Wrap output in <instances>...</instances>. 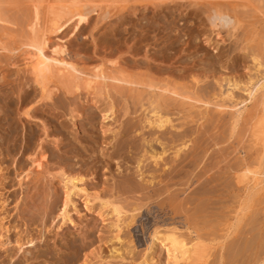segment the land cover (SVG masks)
I'll list each match as a JSON object with an SVG mask.
<instances>
[{"label":"rangeland","instance_id":"1","mask_svg":"<svg viewBox=\"0 0 264 264\" xmlns=\"http://www.w3.org/2000/svg\"><path fill=\"white\" fill-rule=\"evenodd\" d=\"M87 1L88 2H86V6L96 5L95 9L89 12L88 20L84 24H82L74 34L69 32L70 27H67L65 29L66 33L69 32L65 36L66 37L65 44H66L67 51L70 55L74 57L76 56V61L78 65H81L84 67L86 66V68H91V66L93 67V65L100 62L101 56H104L105 59L110 58L112 60L117 61L115 64L111 62H109L108 64V61H107L105 64L108 67L116 66L124 70L126 69L125 70L126 73L142 72V73H145L146 76H149V77L152 76V78L156 77L154 79L164 78L163 80H166L168 82L169 80L170 81L172 80V81H176L179 83H182V82L185 83L187 81L188 82L192 81V75L195 76L197 73L201 71L202 68H205L206 77H202L201 75H199V78L202 77L203 81H200L198 83L199 84H202L204 82L208 83L213 88L214 92H217V89L219 88V86H217V83L214 79L215 77L228 76L234 80L243 82L247 79L248 76L253 78V77H256V75L261 73V71H258L257 73H255L253 68L248 70L247 66L249 65L248 66L249 68L252 66L251 58L249 56V53H252V50H255V51L258 50V52L256 53L259 55L260 58H264L263 56L264 0H209V1L208 0H137V2L136 0H121L122 2L119 1L118 3L126 4V8H129V9L127 10L124 9L120 15H119L120 12L119 13L116 12L117 9L115 8L116 7L115 4H117L118 6L117 2L111 3V2H108L107 0H106L107 2L104 0H87ZM50 2H54V1L50 0ZM222 2H227L231 6H234L236 10L240 13V15H244V18L242 17L243 19L242 27H244L242 28V30L244 32L240 30L241 28L239 29V31H237L238 33L236 32V35L238 34V37L239 35H241V37H244L243 38L244 40L242 42L239 41V39L237 38L238 41L236 43L235 41L236 39H234L233 36L227 37L228 36L226 35L227 29H224V28L219 29V28L213 27L209 23L206 9L210 6V4L222 3ZM33 3L38 5V13H39L38 22L42 24V22L46 20L47 16L49 15V13L47 12L48 8L46 6L47 2L45 0H0V16L1 18H5L6 20H8V22L10 21L11 23V24L4 23L5 26H0V45H5V47H7L8 49L13 48V50L10 49L12 53L10 51L8 53L7 50L0 51V57H1L0 58V73H1L0 74V167L1 166L3 167V168L1 167L0 169V184H1L0 185V218L2 217L0 221L3 223L4 226L5 224L10 226V229H12V226H17L13 230H9V232H7V234H9L10 236L8 237L12 240V242H13L12 238H14L15 236L13 233L20 232L22 235L30 233L33 236L32 243L34 244V247L33 245L29 246L27 248L28 253H30L31 255L38 253V252L46 253L42 255H37L36 259H33V260L29 258L28 261H31V264H81V261L85 254H87V257L89 259L91 258L90 262H95L94 264H131V263L137 264L140 260H142L143 257H147V255L150 256L149 251L145 250L147 252L146 253L144 249L147 247V244L149 243L148 241L150 239L149 232L155 226L153 222H155L157 219L159 220L157 224H160V226H162V223L166 217H167L166 219L170 221L168 217L169 213H166L168 212L167 208H166V211H165V208L164 210L160 209L156 203L158 200H160L159 199L160 197L162 198L163 196L162 193L160 194L162 196L160 195L158 196L153 195L151 197L148 196L152 192L151 188L154 189L158 187V185L163 186L165 185V183L162 181L160 182V184L158 183L157 185L155 184L152 185L151 188L148 187V190H146L147 188L142 189L139 184L140 175L136 171L137 170L136 169L137 159H143L142 164L139 167H141L142 171H144L145 174H147L148 176L150 174L149 172L152 171L151 168L153 166L149 158L144 159L145 158L144 156L148 154L145 152V149H148V147L145 145L146 142L143 140H148L152 138V135L155 132L153 133L149 132V130L153 131L154 129L152 128L150 129V126H148L147 124H146L147 126L144 125V127L140 126V124L143 125V123H146L143 121L144 119L142 120V117H143V116L141 117L142 112L144 114L146 112L147 115L148 113H147V110H145V106L147 104L143 105L144 111L142 109V105L138 106L140 105L139 103L145 102L143 95H146V91L140 92V90L138 89L139 91L137 94V92H135L136 90H134L135 94L132 95L133 99L136 100V103L134 101V104L132 103L133 99L131 97V94H133V91L126 90V89L122 91L123 93L122 95L129 96L128 97L129 99L127 97L126 99H124L123 96H121L120 94H116L115 97L116 96L117 97H116V100L114 99L115 100L114 105H115V102L117 101L116 102V104L118 105L117 107L122 106L121 108L123 109L117 108L118 109L117 111L121 109L120 112L122 115L120 116L119 112H116V105H115L114 107L115 114L116 113L117 114L114 116L118 115L117 117L119 118L114 117V118H117L116 121L114 122H113L112 117H108V119L102 118V115H101L102 113L99 112V108L102 106L101 101H99L95 106H93L92 103L89 101L90 95L87 96L86 92H84L85 89H82V91H80L81 94L79 93L78 97L77 98L75 97L76 99L74 98L73 95L64 96L61 94V90L60 92L59 90H56V92H58L59 95H55L57 93L55 94L51 93L53 94V96L51 95V99L43 100L44 103H42V100H39V102L35 101L36 99L39 98L38 97L39 93H37L38 92L37 85L36 84L34 85V83H32L33 81L30 82L32 77L30 79V73L26 69L24 64L22 63V59L20 58V55L18 54L20 52V49L17 48V47L21 48V44L24 41L28 40L30 36L31 30L29 29L28 24H29V21H31L30 19L32 17V4ZM104 5H108V8L106 9L110 8L111 11L109 13H106V16H108L107 18L100 20L101 22H99L98 20H95L98 17L97 16L98 15L97 13L99 12L98 6H104ZM113 9H115L116 11ZM27 16L28 17L30 16V17L28 18ZM217 29L219 33L218 31H216ZM240 32H242L243 35ZM58 35H61V33ZM50 40L55 41L56 37L51 34ZM243 45H244V49H241L240 47ZM256 45L257 46L259 45L260 50H259V47H257ZM261 48H262V51H261ZM158 55L160 56V58ZM9 56H12V57H9ZM160 69H163V70H160ZM22 83L24 85V88L29 90V96L30 95L32 97L35 96L34 98H32V105L34 103L33 107L36 106L37 110L35 114L36 116H34L33 118H26L25 115L21 113L22 112L21 110L23 109L22 105L24 103L20 99L21 94L20 95L18 94L22 93L24 89L22 88L23 86H21ZM225 84L226 83L224 81L221 82V86H222L221 89H224L227 87V84L226 85ZM19 86H21L22 89ZM228 86L230 88V85ZM126 91L128 94L130 93V95H127V93H124ZM10 92H13L14 94ZM139 92L141 93L142 96L139 94ZM233 93L236 96H238V98L244 96V91L241 88L233 89ZM60 94L63 98L60 96ZM135 96L138 97V100ZM53 97L54 98L56 97L55 98L56 102H54L55 99ZM115 97L113 96V98ZM120 97L122 99V103H121V99H118ZM144 97L145 99H147L148 96H144ZM29 98L30 97H28V100ZM130 98L132 102L130 101ZM139 98L140 99L143 98V99L140 100ZM215 99H218V98L216 97ZM57 100H59L60 102ZM71 101L73 102V104ZM137 101L139 103H137ZM140 101H143V102H140ZM258 102L259 101L257 100L253 101V104L250 103L247 106L246 113H244L245 116L243 114V117L241 118V120H239V122L236 125L237 127L235 126L236 128L234 127L233 129H230L231 120L230 122L228 121L229 118H228V113L225 112L226 110H222L220 113H216L217 115L214 113L215 111H213L214 115L211 118H209L211 116L210 113H212V110H211V112L208 113L209 116H205L206 118L205 117L198 118L195 123L193 122L187 123L186 127L190 125L188 128L189 130L192 128V126H193V129L194 128L201 129V130L195 129L196 131L193 129L191 130L194 131L193 133L194 135L196 134V132L200 131L204 135L202 138V143H203L202 145L207 146L208 145L207 143L209 142L210 147L208 146L206 153L204 152L203 153L204 155L201 158H199L201 155L200 154L201 152L198 150L200 148L197 149L198 152L196 154L197 155L196 158H199V159H197L198 164L194 167L195 169L190 168V167H193V160L190 159V162H189L187 159V161L185 160L184 162H182L183 163L182 168H179L178 165L176 166L182 176L179 175L180 174L179 172H178L179 174L174 172V173H171L172 175L169 174L170 177L172 176L171 178L168 175L164 178L165 182L171 183L170 185L166 184L167 187L169 186L171 187L168 188L169 189L168 193L164 191L163 194L165 192L169 194L172 190H174L173 193L174 192L178 193V196H177L178 198L176 200H179L182 197H184V194H186L185 196L188 195L190 197V196H193V194L190 193L193 190L192 188H196L195 186L196 181L193 179H195V174L197 173V171L198 172L200 171L199 168H201L202 170V166H204V164H206L207 161L208 163L206 164V166L211 164L212 162H215L213 158H215L217 162L219 161L218 164H216L217 166L215 165V167L210 169L211 171L209 170L208 173L213 176V180L207 185V189H211L214 191L212 192L214 193V195L212 194L210 195V197L213 200L209 198L210 199L209 201H215L210 204L211 206L209 205L210 206L209 209L210 208L211 209L210 210L208 209V210L211 213L212 212L213 213L215 212V214L216 212L218 213V215L216 214L217 216H213V215L210 216V217H213L214 220H212L213 225L210 226L209 230L217 235H219L224 229V227L222 226L224 224L223 222H226L228 220V218L226 219L225 217L235 216L236 214L235 211H237V208L239 206L237 203H241L239 201L241 197L245 196V193H246V188L244 186L247 183L246 182H240L241 184L237 183L233 177L234 174H232L233 170H235L238 167V165H240V163L242 162H245V163L248 162L247 164H250V165L252 164L253 165L255 164L256 166L259 165L260 166L259 169L262 171L264 170V154H263L264 147L261 142L263 140L260 138V135L256 134V129L259 126L258 124L257 126L255 125L257 123L255 122L257 116L252 115L256 111H258L255 108V107H257V109L259 108ZM124 103L126 104V107L124 106ZM129 104H131L132 106ZM133 105H135L134 107L136 109L132 108ZM75 106L76 108H74ZM90 108L94 109L95 111L91 110ZM72 109L74 110L78 109L79 111L77 110L78 112H76V110L73 111ZM70 110L72 112H70ZM87 111H93L92 118L90 119L86 118L88 117L87 114L85 115ZM83 112H84V115H83ZM146 114L145 116H147ZM257 114L258 113L256 112V115ZM127 120H129L130 122L134 121L136 123L140 121L139 122L140 129L139 127H137L136 131L130 132V134L128 133L129 136H127L128 134L124 136L122 135L121 131L124 125H125L124 127L127 126L126 124ZM252 121L255 123H253ZM197 122H199V124ZM202 124H205V125H202ZM244 126L247 128H244ZM202 129H204L205 131ZM219 129H221L220 132H219ZM228 130L231 134L228 133ZM232 130L234 133L232 132ZM113 131L116 132V134H112L114 133ZM45 132H46V135L44 134ZM31 133L33 134V136L30 140V143H28L27 140L28 138H30L28 137V135L30 136ZM156 133L153 136L155 135H157L158 137L160 136V139L162 142L165 141V139L170 136V134H168L169 132L165 133L166 135H168L167 137H165V134L161 135L159 133L157 134ZM205 134H207L208 136L206 135L207 136L206 137ZM221 134L222 136H225V137H227L228 134L229 135L226 139H223L225 137L221 138L222 136L220 138L216 137V136H220ZM56 136L57 138H55ZM120 136H121V139H120ZM163 136L165 138H163ZM209 137H212V138L214 137L215 139L217 138L218 140H215V139L213 140L216 141L218 144L217 143L212 144L214 141H212V139H209ZM41 138H44V141L42 140L43 141L42 143H41ZM259 138L261 140H258ZM203 139H207V140H204L205 141L204 142ZM219 139L220 140L222 139L221 140L222 143L219 141ZM56 140L58 142L57 144H56ZM187 143L190 144V142H187ZM234 143H237V144H234ZM152 144L155 149H159L161 146L157 141H152ZM39 145H42L45 152L47 151L46 155H48L47 157L48 162L46 163H49V167L48 165L45 164L44 170L45 168H47L50 173L57 174V175L51 179L49 175L44 173L45 177H42L39 181L40 183H36L35 185L34 180L31 181V183L29 181L27 182L26 178L23 175L25 174L26 170L33 169L31 166H29L30 165L29 158L33 154V151H35ZM223 147H224V151L222 150L223 153L221 152L219 153L222 156H219L217 155V153H214L218 156V157L217 156L214 157L215 155L210 153L211 150H212L211 152H214V149H218V148L222 149ZM31 149H33V151H31ZM169 150H168V155L170 154L169 152H171V149ZM142 151L145 152L144 155ZM49 153L51 154V156H49L50 155ZM224 155L225 156L227 155V156L224 157ZM208 157L210 158L208 159ZM53 158H55L56 160ZM220 159H222L223 161L224 160L226 161L223 162ZM250 161L252 162V164ZM52 162H54V164L57 167H58V164L61 165L63 169H65L63 162H65L68 166L76 169V171L80 170V172L83 174V177H84L83 179L87 186H89L90 188L95 187V189L97 188L98 191L102 190L101 193L103 192V190L105 191L106 189L107 190L106 194L109 193V197L112 199H113L112 196H115L116 194L117 197L119 195V198L122 196V200H124L125 202H127L128 200H129L128 202L130 201L136 202L137 200H139L137 202H141V203L143 202V205L145 203L149 204V205L145 204L147 208L149 207L148 210H146V207L144 206L140 208V210L142 211L140 210L135 211L136 213L137 211H139L140 214L137 213V216H135V220L132 223L133 225H130L128 227L130 228L128 230L131 231L130 234L132 235L133 242L135 243L134 251L136 250L134 253H130L132 256L130 257L132 259L125 258V259H122L123 261H121L118 259H110L108 257V254L110 253L108 249H111V247L113 246L114 247L118 246L117 245L118 243H116L117 241H115L114 239L113 240L110 239L111 233L113 232H109V226L107 225L108 220L104 219L102 221L101 219L100 221L101 216H98L97 211H96L97 208H94L91 210L85 208L84 203L80 198L78 197L74 198L76 202L75 208L77 210L73 208V206L71 205H69L68 207L70 217L72 218L73 221L71 223L70 221L67 222V220H64V222H62L63 220L61 216L58 215L59 208L61 207V202L63 199L62 198L63 189L61 187L62 183L60 182L58 183V180H59L58 178H60L59 177L60 169L58 168L59 169L58 170L57 167ZM256 162L258 163L256 164ZM186 163L188 165H186ZM230 163H232V165ZM52 164H53V168L56 167L57 171L56 169L55 170L51 169ZM225 164L226 165L230 164V166L228 165L229 169H228V166H226ZM221 165L223 166L225 165V166L223 167ZM231 166H233L234 169L233 167L232 169H230ZM187 168H190V169H187ZM214 168H215V171L213 170ZM219 169L220 170L222 169L224 171H220ZM186 170H189L188 173H186ZM190 173L193 174L194 177L193 175H191L190 177L189 176ZM215 176H216V179L218 178L217 180L215 179ZM230 177L231 178L233 177V178L231 179ZM261 177H262V187H264V176L261 175ZM184 179H186V181H184ZM182 180L184 183L182 182ZM189 180H190V183H192L193 181V183L195 184V185L193 184V187L189 186V185H192L189 183ZM227 180L229 183L227 182ZM43 181H45L47 184H51L52 188L51 186H49V188L53 189L55 193L58 195L57 202L55 203L56 205H54L55 208H52V210L47 209V212L49 211L48 213L46 211H43V208H42L43 207L42 200L44 196L41 195V191H40L41 185L40 184H42ZM125 181H128L129 183ZM123 182H125V184ZM250 183L251 181H248V184H247L248 187L251 185ZM102 184L103 186L102 188H100ZM210 184L213 185L214 189L212 188ZM128 185L131 187V189H134L135 194L132 191L133 195H131L132 193L130 191V194L128 195L127 192L131 190L128 187ZM53 186L55 189L53 188ZM215 186L217 187L219 186L220 188L218 187L217 189V187L215 188ZM238 186L240 187L238 188ZM109 187H111V190L109 189ZM124 187L126 188L128 187L127 191L125 190ZM241 187H244V188H241ZM120 188L121 190H119ZM182 188H184L185 190L182 191L181 193L180 189ZM224 188H225V191H224ZM263 189L260 190L256 195L258 196V201L256 203L258 202L259 203L258 204L252 203V205L254 204L253 205L255 208L254 210H256L255 206L258 205L257 207H260L259 210L257 208L258 213L260 212L259 214L255 211L256 216H257V217L255 216L256 221L254 222L255 224H253V227H255V229L251 231L250 234L249 233L246 234V236L251 235L250 238L252 236L255 237V233L257 234L255 239L252 240L253 242H255L259 236L260 238H263L264 240V190ZM145 190L148 192H145ZM187 192L189 193L187 194ZM166 193L164 194L163 197L167 195ZM229 193L231 196L229 195ZM26 194H30L31 196L30 198L32 200L28 198L26 199L25 197ZM145 194L147 196H145ZM126 196L128 198H126ZM140 196L142 198L144 196V199H141ZM152 198L153 199L155 198V200H153ZM47 200H49V197H47L46 201ZM25 201H27V205H30V206L25 208V206H23ZM213 205L215 206V208H213L214 207ZM231 207L232 208L235 207L234 208L235 211H233L235 214L232 213ZM3 215H4V218H3ZM109 216L110 215H107L106 217H109ZM160 218H161V221H160ZM233 218L234 217L230 218L229 221L233 222ZM162 219L164 220L162 221ZM215 219H217L216 222L218 223L214 222ZM168 220H165L164 222H169ZM221 227H223V229H221ZM217 232L218 233L220 232V233L218 234ZM256 242H257V244H255L256 249L253 248L254 247L252 245L253 243L251 244L250 241L249 243L247 242L248 243L247 246L249 245L251 246L250 251L252 252L248 251L249 249L247 250V248H246L247 253L242 251L246 254L245 255L244 253H242V256L244 257L243 260H245L246 257H249L248 259L252 261L256 260L255 262H257L258 260V263L253 262L254 264H264V250H263L264 241L261 243H259L258 241ZM260 244H261V247L263 248L262 249L260 247L261 251L259 250V247H258L260 246ZM156 246L159 247L158 244H156ZM156 246H155L156 248L155 253L153 254V259L154 260L159 259V260L157 261V263L156 261L153 260V262L150 264H162V263L164 264L163 262L164 252L162 250L159 251V249ZM257 247H258V250H257ZM254 249L256 252L254 251ZM93 250L94 251L99 250V253L98 251H96V253H98L99 255L94 253ZM158 252L159 254L157 256ZM2 257L0 256V258ZM210 258H211V261L212 259H214L213 256ZM250 260H246L244 264H247V261H250ZM99 261H101V263ZM251 262H248V264H250Z\"/></svg>","mask_w":264,"mask_h":264},{"label":"bare ground","instance_id":"2","mask_svg":"<svg viewBox=\"0 0 264 264\" xmlns=\"http://www.w3.org/2000/svg\"><path fill=\"white\" fill-rule=\"evenodd\" d=\"M45 1L47 2V5H46L48 8L47 12L49 13V15L47 14L48 16H47L46 20H44L42 22V24H40V22H38L39 21L38 20L39 19L38 18V16H39L38 5L35 4L36 2L33 3L32 4V17L30 19L31 21L28 20L29 21V24H28L29 29L31 30L30 36H29L28 40H26V41L23 40L24 42L21 44V48L17 47L20 49V52L18 54L20 55V58L22 59V63L24 64V66L26 67V69L30 73V79L32 77L30 82L33 81L32 83H34V85L35 84L37 85L38 92L37 91L36 92L39 93V96H38L39 98L37 97L38 99H36L35 101L39 102V100H42V103H44L43 100L51 99V95L53 96V94H55V93H57L55 95H59L58 92H56V90H59V92L61 90V94L64 96H66V95L72 96L73 95L74 98L75 97L77 98L80 91H82V89H85V91L84 90L83 91L86 92L87 96L90 95L89 101L92 103L93 106H95L99 101H101L102 106L99 108V112L102 113L101 114L102 118L108 119V117H112L113 122H114V121H116L117 118H119V117H117L118 115L114 116L117 114V113L115 114V108H114L115 105H116V112H119L120 116L122 115L120 110L123 109V108H121L122 106L117 107L118 106L116 104L117 101L115 102V105H114V101L116 100V97H117V96L115 97L116 94H120L121 96H123L124 99H126V97L128 98L129 96L122 95L123 94L122 91L124 89L131 90V91H133V94H131V97L133 99L132 95L135 94L134 90H136L135 92H137V94H138L139 90H140V92L146 91V95H143L145 102L139 103L137 101V103L140 104L138 106L142 105V109H143V105L147 104L145 106V110H147L148 115L146 114V112H145V114L147 116H145V114L143 112L141 115V117L143 116L142 120L144 119L143 121L146 123H143V125H142L139 123L140 122L139 120H138L139 122H137V123L134 121H133L134 122L133 123V122H130L129 120H127V122H126L127 126L124 127L125 125L123 124L124 126L122 128L121 133H122V135L125 136L128 133L130 134V132L136 131L137 127H139V124L141 127H144V125L147 124L148 126H150V129L151 128L154 129L153 131L149 130V132H151V133L157 132L161 135H164L166 132H169L168 134H170V136L168 138H166L165 141H163V142L161 141L160 136L159 137L157 135L153 136L155 133H153L152 138H150V136H149L150 139H148V140L142 139L143 141L146 142V144L145 143L144 144L148 147V149H145V152L148 154L146 156H144L145 157L144 159L149 158L154 167L152 166V168H151L152 171L149 172L150 174L148 176L147 174H145L144 171H142L141 167H139V166H141L143 159H137V168H136L137 170L136 171L140 175V183L139 184H140L141 188L142 189L147 188L146 190H148V187L151 188V186L154 184L155 185H157L158 183L160 184V182H162V181L165 183V185H163V186L158 185V187H156L154 189L151 188L152 192L151 193L149 192L150 193L148 195L149 197H151L153 195L158 196L161 193L164 196V194L166 192L168 193V190H169L168 188L171 186L167 187L166 184L170 185L171 183L165 182L164 178L167 175L170 177V175H172L171 173H174V172L178 173L179 171H178V168L176 166L178 165L179 168H182V166H183L182 162H184L185 160L187 161V159L189 162H190V159L193 160V167H190V168L191 169L194 168L198 164L197 159L201 158L204 155L203 154L204 152L206 153V150L209 146V142L207 143L208 144L207 146H204V145H202L203 144L202 138L204 135L200 131L196 132L195 135L193 134L194 133L193 130H195V129L201 130V129H198V128L193 129V126H192L191 129H193V130H191V129L189 130L188 128L190 125L188 124L189 126L186 127L187 126L186 124L189 122L195 123L198 118L209 116L208 113H210L211 110H212V113H210L211 116L209 118H211L214 115V113L216 114V113H220L222 110H226L225 112L228 113V118H229L228 121L230 122V120H231V125L229 123V125L231 126L230 129H233L237 125L239 120H241V118L243 117V114L246 113L247 106L250 103L253 104V101H256V100L259 101L258 102L259 108L257 109V107H255L256 110H258V111H256L258 114L256 115V112H255L252 115L257 116L256 121H255L257 123L255 125L257 126V124H258L259 126L256 129V134L260 135V138L263 140L261 142H262L263 147H264V58L259 57V55L256 53V52H258V50L257 51L252 50V53H249L252 66L249 68L248 67L249 65H248L247 69L249 70V69L253 68L255 73H257L258 71H261V73L256 75V77H253V78L248 76L247 79L243 82H239V81L234 80L228 76H225V77L213 76V77H215L214 79L217 83V86H219V88L217 89V92H214L213 88L208 83H205V82L202 84L198 83L200 81H203L202 77H206V75H205L206 69L205 68L201 69V71H200L201 73L199 72L200 74L197 73L195 76L192 75V81H190V82L187 81L185 83L184 82L179 83V82L172 81V80L171 81L169 80V82H168L166 80H163L164 78L163 79H159V78L154 79L156 77L152 78V76H150V77L146 76V74L142 73V72H140V73L139 72H137V73L136 72L126 73V71H125L126 69L124 70V69L118 68L116 66L108 67L105 64L107 61H108V64H109V62L115 64L117 61L112 60L110 58L105 59L104 56L100 57L99 63L93 65V67L91 66V68H86V66L84 67V66L78 65V63L76 61V56L74 57L68 53L67 48H66V44H65V41H66L65 36L69 32L74 34L79 29V27L88 20L89 12L91 10H94L96 5L94 4L95 6H86V2H88L87 0H52L54 2H50V0H45ZM104 1H106V0H104ZM107 1L111 2V3H116V2L118 3L119 1L122 2L121 0H107ZM208 1H206V2H208ZM123 2H125V1H123ZM136 2H137V0H136ZM105 4H107V3H105ZM146 4H148V3H146ZM115 5H116L115 8L117 9V11L115 9H113V10H115L118 13L120 12L119 15L121 14V12H123L124 9H126V10L129 9V8H126V4H124V3H118V6H117V4H115ZM214 7H218V8L223 9L224 12H226L227 15L233 21L232 26L229 29H227V31H226V33H227L226 35H228L227 37L233 36V38L236 39L235 40L236 43H237L238 39H239V41L242 42L244 40L243 39L244 37H241V35H239V37H240L239 38L238 34L236 35V32L239 31L240 28H241L240 30H242V28H244V27H242L243 26L242 17L244 18V15H240V13L236 10V8L234 6H231L227 2H222V3L210 4V6L206 9L207 12L205 11L207 13V17H208V13H209L210 9L214 8ZM106 8H108V5L98 6V11H99L97 13L98 17L95 20H98L99 22H101L100 20H103V19L108 17V16H106V13H109L111 10H110V8L109 9H106ZM45 10H43V11H45ZM118 13H116V14H118ZM110 15H111V13H110ZM41 18H43V17H41ZM4 23L11 24L10 21L8 22V20H6L5 18H1V16H0V26H5ZM67 27H70V30L68 33L65 32V29ZM263 27H262V29H263ZM4 29H5V27H4ZM216 31H218V29ZM60 33H61V35H58ZM218 33H219V31H218ZM240 33L243 35L242 32H240ZM51 34L56 37L55 41L50 40ZM247 35H248V33H247ZM168 38H169V36H168ZM238 43H240V42H238ZM232 44H231V46H232ZM257 47H259V45ZM240 48L244 49V45L241 46ZM10 49L11 48L8 49L7 47H5V45H0V51L1 50H7L9 53ZM11 50H13V48ZM14 50H15V48H14ZM259 50H260V47H259ZM261 51H262V48H261ZM10 52L12 53V51H10ZM10 55H12V54H10ZM151 56H152V54H151ZM209 56H211V55H209ZM263 56H264V48H263ZM9 57H12V56H9ZM159 58H160V56H159ZM160 70H163V69H160ZM8 73H7V75H8ZM199 75H201L202 77L199 78ZM222 81H224L227 84V87L225 86L226 88H224V89H221V87H222L221 82ZM228 85H230V88ZM21 86H23L22 88H24L23 83ZM21 86H19V87L21 88ZM33 86H32V88H33ZM34 88H36V87H34ZM236 88H241L244 91L243 97L238 98V96H236L233 93V89H236ZM140 92H139V94L141 95ZM10 93H13V92H10ZM51 93H53V94H51ZM124 93H127V91ZM33 94H34V92H33ZM61 94H60V96H61ZM144 94H145V92H144ZM18 95H20V99L24 103L22 105L23 109L21 110L22 111L21 113L24 114L26 118H33L34 116H36L35 114H36L37 108H36V106L33 107L34 103L32 105V98H34L35 96H33V97L31 95L29 96V90H27L26 88H24L22 93H19ZM36 95H38V94H36ZM127 95H130V93L129 94L127 93ZM113 96L115 98H113ZM144 96H148L147 99H145ZM28 97H30L29 100H28ZM216 97L218 99H215ZM136 98L138 100V97H136ZM118 99H121V97ZM142 99H140V100H142ZM57 101H59V100H57ZM73 101H75V100H73ZM130 101H131V98H130ZM132 101L131 102L133 104H134V101L136 103V100L133 99ZM54 102H56V99ZM140 102H143V101H140ZM121 103H122V99H121ZM72 104H73V102H72ZM131 104H129V105H131ZM124 106L126 107L125 103H124ZM134 106L135 105H133L132 108L136 109ZM136 106H137V104H136ZM74 108H76V106ZM117 108H121V109H119V111H117L118 110ZM78 109H80V108H78ZM72 110L75 111L76 109L75 110L72 109ZM77 110H76V112L79 111V110L78 111ZM91 110L95 111L94 109H91ZM97 110H98V108H97ZM93 111H87V113H85V115L87 114L88 117H86V118H89V119L92 118L93 117L92 116ZM127 111H128V109H127ZM143 111H144V109H143ZM213 111H215V112L213 113ZM70 112H72V111L70 110ZM83 115H84V112H83ZM244 116H245V114H244ZM114 117H117V118H114ZM253 117H252V119H253ZM244 118H246V117H244ZM73 119H74V117H73ZM252 119H250V120H252ZM177 120H179V121H177ZM120 121H121V119H120ZM253 121H254V119H253ZM223 122H224V120H223ZM255 122H253V123H255ZM120 123H122V122H120ZM197 123L199 124V122H197ZM110 124H111V122H110ZM42 125H44V124H42ZM202 125H205V124H202ZM245 126H244V128H247ZM200 127H201V125H200ZM113 128H115V127H113ZM139 129H140V127H139ZM221 129H223V128H221ZM221 129H219V132ZM202 130H204V129H202ZM232 132H233V130H232ZM32 133L30 136L28 135V137H30L27 140L28 143H30V140L33 136ZM151 133H150V135H151ZM204 133H206V132H204ZM228 133H230L229 130H228ZM44 134L46 135V132ZM112 134H116V132H114ZM129 134L127 136H129ZM201 134H202V136H201ZM206 135L207 134H205V136ZM228 135H227V137H228ZM167 136L168 135L165 134V137H167ZM221 136H222V134L220 136H216V137L220 138ZM165 137L163 136V138H165ZM223 137H225V136H222L221 138H223ZM227 137H225L223 139H226ZM55 138H57V136ZM260 138L258 140H261ZM120 139H121V136H120ZM209 139H212V141H214L213 139H215V138L209 137ZM42 140L44 141V138H41V143L43 142ZM204 140H207V139H203V141ZM215 140H218V139L216 138ZM221 140L219 139V141L222 143ZM152 141H157L161 145L160 148L155 149L153 147ZM39 142H40V140H39ZM116 142H117V140H116ZM187 142H190V144H188ZM57 143L58 142L56 140V144ZM216 143L217 142L214 141L212 144H216ZM210 144H211V142H210ZM229 144H231V143H229ZM229 144H227V145H229ZM234 144H237V143H234ZM258 145H260V144H258ZM261 147H262V145H261ZM33 148H34V146H33ZM198 148H200L201 150ZM219 148L214 149V152H211L212 151L211 150L210 153H212V154L217 153V155L222 156L219 153L220 152L223 153L224 147L222 149H219ZM230 148H231V146H230ZM230 148H229V150H230ZM169 149H171V152H169L170 154L168 155ZM197 149L201 152L200 153L201 155L199 158H196L197 157L196 154L198 152ZM219 150H221V151H219ZM31 151H33V149H31ZM46 152L43 149L42 145H39L38 148H36V150L33 151V154L29 158L30 159V165L29 166H31L33 169L26 170L25 174L23 175L26 178L27 182L29 181L31 183V181L34 180L35 185H36V183H40L39 181L42 177H45L44 173L49 175L51 179L57 175V174L50 173L47 168H45V170H44L45 164L48 165V167H49V163H46V162H48L47 161L48 155H46L47 154ZM142 152L144 155L145 152L144 151H142ZM243 154H245V153H243ZM214 155H215L214 157L217 156L216 154H214ZM49 156H51V154ZM208 156H209V154H208ZM226 156L224 155V157H226ZM235 156H236V154H235ZM209 158L210 157H208V159ZM53 159H55V158H53ZM213 159L215 160V162L211 161L212 163L206 166V164L208 163V161H207V163L204 164V166H202V170H201V168H199V170H200L199 172L198 171H197V173L194 172L196 174H195V179H193V180L196 181V182L194 181L196 183V185L193 183V181H192V183H190V180H189V183L192 184L189 186L193 187V184L196 186V188H192L193 190L190 192L191 194H193V196L189 197L188 195L185 196L186 194H184V197L181 196L182 197L181 199L176 200L178 198L177 197L178 193L177 192L173 193L174 190H172L169 194L166 193L167 195L165 197L160 195V196H162V198L159 196L160 200H158L157 202L155 201L157 203V206L160 209L164 210V208H165V211H166V208H167L168 212H166V213H169L168 217H169L170 221L168 219H166L167 217L165 218V220H168L169 222H164L165 220L162 219V221L164 220L162 223V226H160V224H157L159 220L156 219L155 222L152 221L155 224V226L152 228V230L150 232H149L150 229L148 230L150 239L148 240L149 243L147 244V247L145 246L146 248L144 249V251L145 250L149 251L150 256L147 255V257H143L142 260H140L137 264H143V263L150 264L153 262V260H154L153 254L155 253L156 244H158V246H159V247L156 246L159 249V251L162 250L164 252V257H163L164 258L163 259L164 264H209L211 261L210 257H212V256L214 259H212L210 264H220V263H222V264H226V263L227 264H231V263L232 264H244L246 262V260H250V259H248L249 257H246V259L243 260L244 257L242 256V253H244V252L247 253L246 251L248 249H249L248 251H250L251 246L250 245L247 246L249 241L251 244L253 243L252 245L254 247L253 246L252 247L255 249H256L255 244H257L256 241H258L259 243L264 241L263 238H260V236H259L258 238H260L261 240L257 238L256 241L254 240L255 242H253L252 240L255 239V237L257 236L256 233H255V237L252 236L254 238L251 237L252 239L250 238L251 235L250 236L248 235L251 240L248 238V236H246V234H248V233L250 234L251 231H253L255 229V227H253V224H255L254 222L256 221L255 211L258 213L257 208L259 210L260 207H257L258 206L257 205V206H255L256 210H254L255 208L253 205L258 201V196H256L257 193L264 188V187H262V177H261V175L264 176L263 175L264 170L263 171L260 170L259 165L256 166L254 164L255 165L254 166L251 161L250 162L253 166L250 164H247L248 162L247 163L242 162V163H240V165H238L237 168L235 167L236 169L233 170V172H232V174H234L233 177L237 183L246 182L248 184V181H251V183H250L251 185L249 187L247 184L244 186L246 188V193H245V196L241 197V199L239 201L241 203H237L239 205L237 208V211L234 210L235 207H233V208L231 207L232 213H234L233 211H235V213H236V214L234 213L235 216H229V217L226 216L225 217L226 219L228 218V220L226 221L224 219L226 222H223L224 220L222 221L225 225L224 224L222 225L224 227V229H223V227H221V229H223V231L221 230L222 232L221 233L219 232L220 234L217 232L219 235H217V234H215L209 230L210 226L213 225L212 220H214L213 217H210V216H212V215L217 216L218 215L217 212H216V214H217L216 215L215 212L211 213L209 211L211 209V208L209 209V207L211 206L210 204L212 202H215V201H209L210 200L209 198H211L210 195L211 194L214 195V193H212L214 191L211 189H207L208 183H210L213 180V176L211 174H209L208 172L211 168L215 167V165L218 164V162H219V161L217 162L215 158H213ZM225 159H227V158H225ZM217 160H219V159H217ZM220 160H222V159H220ZM236 160H238V159H236ZM261 160H262V158H261ZM224 161H226V160H224ZM54 162H52V163L54 164ZM202 162H203V160H202ZM139 163H140V165H139ZM225 163H227V162H225ZM257 163L258 162H256V164ZM53 164H52L51 169L55 170L57 166L54 164L56 167L53 168ZM56 164H58V163H56ZM63 164L65 166V169H63L62 166L59 164L57 167V169L58 168L60 169V172H59L60 176L58 175L60 178H58L59 179L58 183L59 182L62 183L61 187L63 189V191H62V193H63L62 198L63 199L61 202V207L59 208V212H58V215H60L62 220H63L62 222H64V220H67V222L70 221V223L73 221L72 218L70 217L68 207H69V205H71V206H73V208H75L76 202H75L74 198L75 197L80 198L83 201L85 208L90 209V210L97 208V210H96L97 214H98V216H101V218L99 217L100 221H101V219H102V221L104 219L108 220V224H107V222H106V224L109 226V232H113V233H111V238L110 237H108V238H110L112 240L114 239L115 241H117L116 243H118L117 247L113 246V247H111V249H108L110 252V253L108 252L109 253L108 257L110 259H118L121 261H123L122 259H125V258L126 259L131 258L132 256L130 253H134L136 250L134 251L135 243L133 242L132 235L130 234L131 231L128 230V229H130L128 227L130 225H133L132 223L134 222L135 216H137V213L140 214L139 211H137V213L135 211L140 210V208L144 207L146 203L143 205V202L142 203L137 202L139 200H137L136 202H133V201L128 202L129 201L128 199H127L128 201L125 202L124 200H122V196L119 198V195L117 197L116 194H115V196H112L113 197V199H112L109 197V193L106 194L107 190L105 188H104L105 191L103 190V192L101 193L102 190L98 191V189L97 188L95 189V187L90 188L89 186H87L84 182V179H83L84 177H83V174L80 172V170L76 171V169L68 166L65 162H63ZM230 164L232 165V163H230ZM230 164H228V165L230 166ZM235 164H237V163H235ZM186 165H188V164L186 163ZM228 165H226V166H228ZM221 166H223V165H221ZM229 166H228V169H229ZM1 167H0V169H1ZM232 167L233 166H231L230 169H232ZM190 168H187V169H190ZM57 169H56V171H57ZM233 169H234V167H233ZM213 170L215 171V168ZM188 171L189 170H186V173H188ZM220 171H224V170L221 169ZM191 173L189 175L190 177H191V175H193ZM173 175H175V174H173ZM179 175H181V173ZM193 177H194V175H193ZM215 179H216V176H215ZM223 179H222V181H223ZM130 180H132V179H130ZM36 181H38V182H36ZM184 181H186V179H184ZM125 182H128V181H125ZM125 182H123V183L125 184ZM182 182H183V180H182ZM227 182H228V180H227ZM197 183H198V185H197ZM37 185H39V184H37ZM40 185H41V188H40L41 189L40 190L41 195L44 196L43 200H42V204H43L42 208H43V211L47 212V209L52 210V208H55L54 205H56L55 203L57 202L58 195L55 193V191L53 189H51L52 188L51 184H47L45 181H43V183ZM210 185L214 189L213 185L212 184H210ZM49 186H51V188H49ZM102 186H103V184L101 185L100 188H102ZM126 186H127V184H126ZM128 187L131 189V187L129 185H128ZM128 187L127 188L124 187L126 191H127ZM138 187H139V185H138ZM216 187L217 186H215V188ZM218 187H217V189H218ZM228 187H226V188H228ZM239 187L240 186H238V188ZM244 187H241V188H244ZM53 188H54V186H53ZM121 188H122V186H121ZM121 188L119 190H121ZM109 189L111 190V187H109ZM222 189H223V187H222ZM137 190H139V189H137ZM146 190H145V192H148ZM180 190H181L180 192L182 193V191H184L185 189L182 188ZM189 190H191V189H189ZM219 190H221V189H219ZM123 191H124V189H123ZM130 191L132 193V191L134 192V189L129 190L127 192L128 195L130 194ZM164 191H166V192L163 194ZM187 191H188V189H187ZM224 191H225V188H224ZM244 191H245V189H244ZM140 192H141V190H140ZM111 193H112V191H111ZM188 193L189 192H187V194ZM134 194H135V192H134ZM131 195H133V193ZM229 195H230V193H229ZM141 196H140V198L144 199V196H143V198ZM145 196H147V195L145 194ZM25 197H26V199L27 198L31 199L30 194H26ZM47 197H49V200H47L48 202L46 201ZM114 197H115V199H114ZM51 198H53V199H51ZM126 198H128V197L126 196ZM157 199H158V197H157ZM153 200H155V198ZM27 201H29V200H27ZM27 201H25L23 204V206H25V208L30 206V205H27ZM156 203H155V205H156ZM250 203H251V205H250ZM252 203H254V204L252 205ZM258 203H256V204H258ZM58 205H60V204H58ZM146 205H149V204H146ZM145 207H146V210H148L149 207L148 208H147V206H145ZM158 207H157V209H158ZM213 208H215V206ZM249 208H251L252 210ZM57 211H58V209H57ZM140 211H142V210H140ZM153 211H155V210H153ZM28 213H29V211H28ZM41 213H42V211H41ZM107 215H110V216L106 217ZM232 217H234L233 222H230L229 219ZM3 218H4V215H3ZM215 218H217V217H215ZM1 219H2V217L0 218V220ZM158 219H159V217H158ZM216 220L217 219H215L214 222L218 223V222H216ZM160 221H161V218H160ZM76 222H78V221H76ZM15 227H17V226H12V229H10V226H8L6 224L4 226L3 223L0 221V256L1 257L3 256L2 258H0V264H31V261H28L29 258L33 260V259H36L37 255L46 254L45 252H41V253L38 252V253H35L33 255L28 253L27 248L31 245H33V247H34V244L32 243L33 236L30 233L22 235L20 232H18V233L15 232V233H13L15 236H14V238H12L13 239V242H12V240L9 238L10 236H9V234H7V232H9V230H13ZM228 237H230V238H228ZM261 237H263V236H261ZM226 239H228V240H226ZM259 243H258V245H259ZM85 244H87V243H85ZM258 247L260 250L261 244ZM258 247H257V250H258ZM244 248H245V250H244ZM246 248H247V250H246ZM255 249H254V251H255ZM251 250H252V248H251ZM96 251H98V253H99V250H95L94 253H96ZM242 251H244V252H242ZM250 252H252V251H250ZM98 253H96V254H98ZM158 254H159V252L157 253V256H158ZM98 255H97V257H98ZM255 259H256V257H255ZM90 260H91V258L89 259L87 257V254H85L82 261H81V264H94L95 263V262H90ZM158 260L159 259L154 260V261H156V263H157ZM253 260H254V258H253ZM251 261L252 260L247 261V264H248V262H251ZM255 261H252L251 263H253V262L258 263V260H257V262H255ZM99 262L101 263V261H99ZM131 264H135V263H131Z\"/></svg>","mask_w":264,"mask_h":264},{"label":"clouds","instance_id":"3","mask_svg":"<svg viewBox=\"0 0 264 264\" xmlns=\"http://www.w3.org/2000/svg\"><path fill=\"white\" fill-rule=\"evenodd\" d=\"M219 18H223V22H219ZM208 21L213 27L224 29L230 28L233 24V21L227 15V13L224 12L223 9L218 7L210 9L208 13Z\"/></svg>","mask_w":264,"mask_h":264},{"label":"snow or ice","instance_id":"4","mask_svg":"<svg viewBox=\"0 0 264 264\" xmlns=\"http://www.w3.org/2000/svg\"><path fill=\"white\" fill-rule=\"evenodd\" d=\"M219 22H223V18H219Z\"/></svg>","mask_w":264,"mask_h":264}]
</instances>
